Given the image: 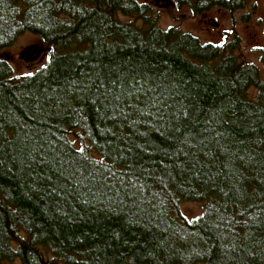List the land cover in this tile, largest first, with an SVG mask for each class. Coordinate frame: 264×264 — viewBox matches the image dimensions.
<instances>
[{"label": "trees", "instance_id": "16d2710c", "mask_svg": "<svg viewBox=\"0 0 264 264\" xmlns=\"http://www.w3.org/2000/svg\"><path fill=\"white\" fill-rule=\"evenodd\" d=\"M27 31L49 54L22 77L0 57V264H264V78L238 37L149 0H0V51Z\"/></svg>", "mask_w": 264, "mask_h": 264}, {"label": "rangeland", "instance_id": "374dc122", "mask_svg": "<svg viewBox=\"0 0 264 264\" xmlns=\"http://www.w3.org/2000/svg\"><path fill=\"white\" fill-rule=\"evenodd\" d=\"M159 15V23L163 28L171 26L180 27L182 30L199 37L203 42L228 44L235 37V53L243 62H254L261 67L264 78L263 61L260 60L261 49L264 48V0H246L244 9L233 13L222 8L215 9L218 21L221 22L219 31L207 29V25L199 23L200 15H195L188 6L178 7L174 0L168 4L158 5V0H149ZM248 15L246 19L242 15ZM49 50L36 34L27 31L23 33L11 46L0 51V57L9 61L15 77H22L36 71L48 59ZM253 93V91H252ZM185 213L190 217L199 215L202 204L186 202L183 204ZM49 264H63L52 254L46 252Z\"/></svg>", "mask_w": 264, "mask_h": 264}, {"label": "flooded vegetation", "instance_id": "af4514ba", "mask_svg": "<svg viewBox=\"0 0 264 264\" xmlns=\"http://www.w3.org/2000/svg\"><path fill=\"white\" fill-rule=\"evenodd\" d=\"M220 1H222V0H219V1L209 5L208 9L206 11L202 12L201 14H199L200 15L199 23L202 24V25H207L208 26L207 27L208 30L214 28V29H217V31H219V29H220L221 22L218 21V19H217V14H215L216 12L214 11L215 9H217L219 11H221L222 8H224L226 10H229L227 8V6H225L226 4L224 5V2L221 3ZM166 2H167L166 4L170 3L169 0H166ZM236 3H237V1H235L233 4L236 5ZM245 6H246V0H243L242 6L237 8L236 11L244 9ZM236 11L232 12L233 15L236 13ZM244 15H246V14H244ZM244 15H242V17ZM206 42H208V41H206ZM213 43H215V42H213ZM217 44H221V43H217Z\"/></svg>", "mask_w": 264, "mask_h": 264}, {"label": "water", "instance_id": "95a60500", "mask_svg": "<svg viewBox=\"0 0 264 264\" xmlns=\"http://www.w3.org/2000/svg\"><path fill=\"white\" fill-rule=\"evenodd\" d=\"M166 0H158V5H161V4H166Z\"/></svg>", "mask_w": 264, "mask_h": 264}]
</instances>
